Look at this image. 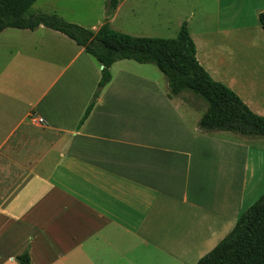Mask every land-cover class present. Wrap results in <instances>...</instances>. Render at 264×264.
<instances>
[{
  "label": "crops",
  "instance_id": "1",
  "mask_svg": "<svg viewBox=\"0 0 264 264\" xmlns=\"http://www.w3.org/2000/svg\"><path fill=\"white\" fill-rule=\"evenodd\" d=\"M262 13L264 0H120L109 22L174 38L186 21L200 64L264 115ZM131 61L112 65L79 128L100 63L43 25L0 32V264L26 251L32 264H197L264 191V137L199 131L206 103Z\"/></svg>",
  "mask_w": 264,
  "mask_h": 264
},
{
  "label": "trees",
  "instance_id": "2",
  "mask_svg": "<svg viewBox=\"0 0 264 264\" xmlns=\"http://www.w3.org/2000/svg\"><path fill=\"white\" fill-rule=\"evenodd\" d=\"M36 1L0 0V32L6 28L35 30L43 25L66 34L100 63L101 78L79 128L111 81L112 65L131 59L155 64L167 79L170 96L190 92L206 103L199 131H230L247 138L264 136V115L255 113L231 87L215 80L200 64L186 21L174 38L135 36L110 26L109 18L120 0H108L104 22L95 31L57 13L31 12ZM260 23L264 30V13L260 14ZM17 261L32 264L27 251L19 255ZM197 264H264V194L239 216L230 233Z\"/></svg>",
  "mask_w": 264,
  "mask_h": 264
},
{
  "label": "rangeland",
  "instance_id": "3",
  "mask_svg": "<svg viewBox=\"0 0 264 264\" xmlns=\"http://www.w3.org/2000/svg\"><path fill=\"white\" fill-rule=\"evenodd\" d=\"M105 3L106 0H38L33 6V11H37L41 7L52 9L53 7L56 6L55 8L60 10L58 12H61L59 14H63L61 16L64 19L70 22L80 24L84 27L90 28L94 25L99 26V23L102 22V20L104 19L103 15L105 14L104 13ZM113 25L122 28L123 30H125V28H128L124 16H119L118 18H116L115 22L113 21ZM131 62L134 63V65H138V63L135 61H131ZM147 65L148 66L145 67L152 69V71L148 73V75L151 78L167 81L165 75L155 64L147 63ZM262 194H264V191L261 193V195Z\"/></svg>",
  "mask_w": 264,
  "mask_h": 264
},
{
  "label": "built area",
  "instance_id": "4",
  "mask_svg": "<svg viewBox=\"0 0 264 264\" xmlns=\"http://www.w3.org/2000/svg\"><path fill=\"white\" fill-rule=\"evenodd\" d=\"M41 122L44 121L43 119H39Z\"/></svg>",
  "mask_w": 264,
  "mask_h": 264
}]
</instances>
